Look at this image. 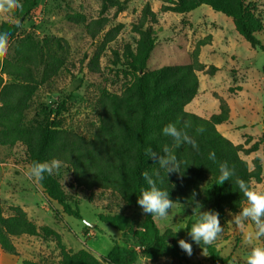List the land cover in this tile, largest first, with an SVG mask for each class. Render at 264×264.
<instances>
[{
	"label": "rangeland",
	"instance_id": "obj_1",
	"mask_svg": "<svg viewBox=\"0 0 264 264\" xmlns=\"http://www.w3.org/2000/svg\"><path fill=\"white\" fill-rule=\"evenodd\" d=\"M125 16L117 18V8L104 0H37L35 8L26 16L22 11L27 0H19L21 7L10 11L0 9V26L4 23H19L20 30L2 55L13 57L23 38L28 35L46 48L52 49L61 59V68L56 77L40 85L34 92L24 120V127L36 129L55 119L62 128L84 136H91L99 126L102 96L105 91L120 93L130 85L136 73L124 60L127 45L136 50L140 35L133 25L141 17L143 7L149 3L157 13L156 47L151 56L149 68L158 69L164 65H185L193 61V54L200 41L199 60L207 67L218 68L215 75L197 72L200 87L197 96L185 109L201 117L209 118L220 111L221 104L230 108V121L218 125V130L234 144H245L249 148L258 143V150L241 157L254 168L253 160L260 159L262 175L253 181L254 191L264 192V52L253 48L237 32L232 18L202 5L190 13H164L161 7L165 0H121ZM255 15L261 20L257 37L264 44V0L253 5ZM80 13L86 23H73L67 15ZM105 18V30L92 38L87 25ZM121 27L118 37L104 45V35L112 28ZM42 68L37 78H42ZM5 84L13 80L3 76ZM19 83V82H16ZM65 102L64 110L57 112L58 105ZM248 143V144H247ZM30 168L26 149L21 144L0 146V209L4 217L11 216L12 207H20L38 227H49L61 235V246L77 253L87 250L103 259L115 243L139 250L136 241L125 232L113 229L102 222L101 216L121 215L129 217L136 228L141 229L144 213L140 206L128 207L118 196L96 190L72 189L71 169L62 165L53 172L62 192L72 206L77 205L81 219L69 217L63 208L50 200L37 181L29 180L25 172ZM203 197L195 208L175 204L170 215L161 220L155 218L161 232L170 228L185 240L189 228L195 221L196 209L207 212L213 203V186L207 180ZM247 206V203L243 205ZM227 212L220 219L223 231L213 242L220 255L229 264H246L251 245L246 237L256 229L251 221L243 228L234 218L241 212ZM14 254L0 247V264H23L25 260L43 264H57L61 259V246L53 238L44 236H23L13 240ZM254 246L264 247V237L253 240ZM137 264H211L209 254L199 245L186 253L183 262L164 257L150 260L141 257Z\"/></svg>",
	"mask_w": 264,
	"mask_h": 264
},
{
	"label": "trees",
	"instance_id": "obj_2",
	"mask_svg": "<svg viewBox=\"0 0 264 264\" xmlns=\"http://www.w3.org/2000/svg\"><path fill=\"white\" fill-rule=\"evenodd\" d=\"M257 0H165L161 7L164 13L185 14L202 5L211 7L232 18L237 32L253 48L264 52V44L257 37L261 30V20L255 15L253 5ZM117 8V18L125 16L124 2L104 0ZM37 0H27L26 7L18 13L28 15L36 6ZM73 23H86L80 13L67 15ZM157 13L147 3L140 19L133 29L140 35L136 50L127 45L124 60L136 73L134 80L120 93L105 91L102 96L99 126L91 136L62 128L55 119L36 129L24 127L26 111L34 92L41 84L57 76L61 68V59L55 52L42 46L31 35L23 38L13 57L0 55V146L25 147L29 166L34 162L61 161L71 169L72 189L96 190L118 196L128 207H137L138 195L147 185L143 173H153L158 167V159L164 156L163 148L169 147L181 163L180 173H170L168 178L161 173L157 179L161 187L169 191L170 199L176 204H185L195 208L203 197L202 187L207 180L213 186V203L207 211H215L219 219L227 212L237 213L246 204L245 197L235 184L236 179L246 181L253 190L252 182L262 175L260 159L253 160L254 168L241 157L258 150V143L249 148L245 144H234L217 128L230 121V108L223 103L220 111L209 118L186 111L185 107L197 96L200 81L197 72H206L213 76L218 71L214 65L207 67L199 60L200 49L205 41H200L193 54V61L185 65H164L150 69L151 56L156 47ZM108 25L105 18L94 20L87 25V33L97 38ZM20 30L19 23H4L0 33H8V44L15 39ZM121 27L112 28L104 35V45L113 42ZM42 68V78L37 74ZM11 78L13 84H5L4 77ZM19 82V83H16ZM65 102L58 105L57 112L64 110ZM173 123L191 136L198 147L188 144L176 147L170 137L162 133V128ZM203 128L202 132L198 129ZM264 130V111H263ZM264 143V133H263ZM248 144V143H247ZM151 147L157 153L153 160L145 155V149ZM215 154V161L209 159ZM226 164L234 173L232 180L223 185L218 183V166ZM162 181V183H161ZM46 196L56 201L63 213L69 217L81 219L77 205L72 206L62 192L53 174H45L37 181ZM195 194V196H193ZM11 216L4 217L0 209V247L14 254L13 240L23 236H44L55 239L61 246V235L49 227H38L20 207L11 208ZM102 222L115 230L129 234L137 243L139 250L114 244L103 259H99L87 250L77 253L67 251L61 246V259L57 264H137L139 258L159 260L170 257L183 262L186 253L179 247L182 238L172 229L161 232L155 218L144 213L141 229L136 228L129 217L121 215L101 216ZM197 245L189 235L185 239ZM211 264H229L220 255L215 245L205 246ZM23 264H43L25 260Z\"/></svg>",
	"mask_w": 264,
	"mask_h": 264
},
{
	"label": "clouds",
	"instance_id": "obj_3",
	"mask_svg": "<svg viewBox=\"0 0 264 264\" xmlns=\"http://www.w3.org/2000/svg\"><path fill=\"white\" fill-rule=\"evenodd\" d=\"M21 7L19 0H0V9L10 11L13 8ZM8 33H0V55H4L8 51ZM199 132L203 128L198 129ZM162 133L166 137H170L176 147L181 144L191 145L193 148L198 147L195 140L186 132L182 131L175 124L169 123L162 128ZM164 156L158 159V167L150 174L148 171L143 173L146 188L140 190L137 203L142 208L143 213L161 220L166 219L170 215V211L175 206V202L170 199L169 191L158 184L157 179L161 173L168 175L170 173H180L182 171L181 163L173 154L169 147L163 148ZM145 155L153 160L157 159V153H154L151 147L145 149ZM209 159L215 161V154H211ZM61 167V161L52 160L50 162H34L25 172L29 180L42 181L45 174L51 175L54 171H58ZM218 183L223 185L226 181L232 180L234 173L226 164L218 166ZM182 175V174H181ZM162 183V181H161ZM235 184L239 191L245 197L247 206L242 207L241 212L235 216V224L243 228L246 221H251L255 226V233L249 234L245 242L251 245V251L246 257V264H264V247L254 246L253 240L264 237V192H258L251 189L250 185L242 180L236 179ZM195 196V194H193ZM196 219L189 228L188 235L193 242L204 248L210 246L223 231L218 214L215 211L200 212L197 207ZM184 227H180L179 232ZM179 247L191 254L192 244L186 240L178 241Z\"/></svg>",
	"mask_w": 264,
	"mask_h": 264
},
{
	"label": "crops",
	"instance_id": "obj_4",
	"mask_svg": "<svg viewBox=\"0 0 264 264\" xmlns=\"http://www.w3.org/2000/svg\"><path fill=\"white\" fill-rule=\"evenodd\" d=\"M140 262V258H139V260H138V262L137 263H139Z\"/></svg>",
	"mask_w": 264,
	"mask_h": 264
}]
</instances>
